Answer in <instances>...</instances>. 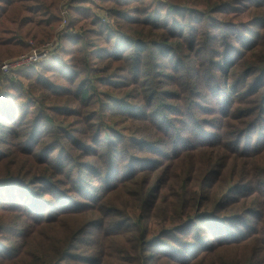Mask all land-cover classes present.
Here are the masks:
<instances>
[{
	"label": "rangeland",
	"instance_id": "rangeland-1",
	"mask_svg": "<svg viewBox=\"0 0 264 264\" xmlns=\"http://www.w3.org/2000/svg\"><path fill=\"white\" fill-rule=\"evenodd\" d=\"M58 21L0 79V264H264V132L233 155L235 117L181 102H217L221 61L259 78L264 0H60Z\"/></svg>",
	"mask_w": 264,
	"mask_h": 264
},
{
	"label": "trees",
	"instance_id": "trees-1",
	"mask_svg": "<svg viewBox=\"0 0 264 264\" xmlns=\"http://www.w3.org/2000/svg\"><path fill=\"white\" fill-rule=\"evenodd\" d=\"M59 1L60 0H0V62L28 52L30 47L27 42L29 41H33L35 45H40L53 37L54 27L59 23ZM36 17H39V19ZM222 34L225 38V40L222 39V41L228 43L226 46L231 48L229 43L231 42L230 38H228L229 41H226L227 37L225 31H222ZM252 57L253 56H249L248 58ZM220 63L221 64H219V67H216L217 70L215 71H217V73L221 71L226 81L223 82L217 90L218 94H220L217 102L202 97L204 94L193 96V98L190 99L182 98L181 102L184 101L183 104L187 102L192 104L195 103V101H201L203 105H210L213 107L214 112H209L208 114L211 116H219L221 120H223L224 117H235V120L238 121L239 124L234 125L228 123V128L232 130L235 137H237L233 155H238L241 147L240 141L243 137L247 138L249 135H255L256 133H260L261 135V132H264V58L251 61L249 67L246 68V70H248L247 77H250L255 71L260 73L259 78L252 81L245 79L243 83L234 82L229 84V78L226 76L225 72L227 68H231L232 66H229L227 61H221ZM183 70L185 71L186 68H183ZM213 82L215 83L216 79L213 80ZM208 83L210 82L207 81L203 84V90H209L210 84ZM192 84L196 83L192 82ZM237 88L240 91H245V94H242V96L237 99L231 98L233 95H236ZM82 96L84 101L87 100L88 94L86 91L82 93ZM183 108L185 109L184 106ZM1 118L9 119L11 122L14 121V118L6 115H3ZM221 126L222 124L220 123L217 126L218 129H220ZM2 133L3 131L0 132V135H2ZM223 134V132H219L218 134L221 141H224L222 137ZM220 146L221 142L216 141L214 147L218 149ZM204 147H206L204 148L205 150L209 148L207 146ZM209 159V165H213V167L220 166L221 172L228 170L230 167L227 164L228 162L225 164L213 163V158L211 156H209ZM249 159L254 163H259L264 160V143L261 147L256 146L254 154H252ZM238 170L239 168L237 166L236 171ZM245 177L247 180L248 174H246ZM8 179L9 178H7V180ZM240 179L241 177L237 178V181ZM2 180H6V178H1L0 182ZM58 257L57 252H50L43 258L44 260H41L38 264H51L57 260Z\"/></svg>",
	"mask_w": 264,
	"mask_h": 264
},
{
	"label": "built area",
	"instance_id": "built-area-1",
	"mask_svg": "<svg viewBox=\"0 0 264 264\" xmlns=\"http://www.w3.org/2000/svg\"><path fill=\"white\" fill-rule=\"evenodd\" d=\"M51 50V45L46 44L41 49H32L26 55L19 58L0 63V79L21 71L30 65H36L47 57Z\"/></svg>",
	"mask_w": 264,
	"mask_h": 264
},
{
	"label": "crops",
	"instance_id": "crops-1",
	"mask_svg": "<svg viewBox=\"0 0 264 264\" xmlns=\"http://www.w3.org/2000/svg\"><path fill=\"white\" fill-rule=\"evenodd\" d=\"M20 56V55H19ZM11 59V58H10Z\"/></svg>",
	"mask_w": 264,
	"mask_h": 264
}]
</instances>
